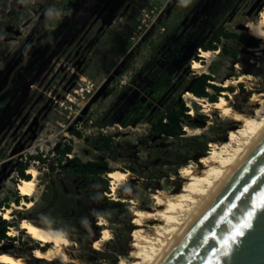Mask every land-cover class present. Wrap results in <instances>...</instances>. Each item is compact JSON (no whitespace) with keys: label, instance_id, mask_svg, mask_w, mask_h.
<instances>
[{"label":"rangeland","instance_id":"1","mask_svg":"<svg viewBox=\"0 0 264 264\" xmlns=\"http://www.w3.org/2000/svg\"><path fill=\"white\" fill-rule=\"evenodd\" d=\"M63 1L0 0V202L15 189L20 196L18 162L41 155L45 162L30 160L29 166L39 172L35 204L14 208L13 217L6 219L11 223L7 232L20 230L27 218L64 230L78 259L74 264H118L130 249L135 206L152 209L160 188L180 189V167L199 165L211 143L226 141L235 125L216 106L205 112L203 102L188 97L192 84L210 73L212 83L229 89L226 80L231 79L234 90L228 91L234 94L225 97L247 110L254 91L237 79L252 75L255 88L264 90V50L223 38L220 47L231 52L203 58L199 45L211 38L216 19L232 0H190L186 5L181 0H80L67 7L56 26L59 15H54ZM234 2L218 26L252 36L247 23L261 16L264 0ZM74 21L87 29L75 39L70 33ZM46 31L50 36H43ZM84 32L85 42L80 40ZM58 33L59 40L52 41ZM196 56L204 68H193ZM208 90L216 94L214 88ZM182 103L190 115L185 134L165 140L153 133L152 124ZM102 138H110V144ZM70 143L73 152L60 161L57 150ZM74 155L84 162L105 160L114 170L133 166L134 179L116 193L110 186L107 193L97 181L87 183L65 168L73 167ZM23 200L21 196L20 204ZM6 208H0V219ZM103 221L112 238L96 250L93 242L101 236ZM7 235L0 252L24 256L29 264H66L37 258L33 249L41 246L24 232Z\"/></svg>","mask_w":264,"mask_h":264},{"label":"bare ground","instance_id":"2","mask_svg":"<svg viewBox=\"0 0 264 264\" xmlns=\"http://www.w3.org/2000/svg\"><path fill=\"white\" fill-rule=\"evenodd\" d=\"M247 27L252 36L261 39L260 46L255 48L260 53L264 50V11L258 19L249 21ZM201 53L203 58H211L213 53L219 54L220 50H202ZM204 67L203 62L194 60L193 68ZM237 80L248 84L254 91L248 101L251 108L247 110H239L232 106L231 99L225 95L233 97L234 92L228 90L214 103L205 102L203 98L188 92V97L203 102L205 112H212L216 106L227 118L232 119L235 125L229 129L226 141L211 143L212 150L200 157L199 165L189 163L180 167L179 174L184 178L180 189L170 192L160 188L154 195L152 209L143 208L136 202L138 206L133 210L135 229L130 239V249L127 257L122 256L118 264H158L264 132V90L255 88L252 75L241 74ZM231 85H235L234 81L227 79L226 86ZM28 174L32 175L31 178L19 182L18 190L22 197L31 199H24L21 204H14L13 208H6L3 213L5 219L13 217L14 208L27 210L34 206L35 201L32 197L38 188L39 172L36 168H29ZM108 176L114 193L134 179V174L130 170L115 169ZM105 224L108 222H100L101 236L93 242V248L96 250H101L104 243L112 238L111 227L104 226ZM19 229H10L9 232L11 235L24 232L43 247L33 249V254L37 258L66 264L78 263V259L69 249L71 241L64 230L46 227L27 218L21 220ZM0 263L29 264L26 257L11 252H0Z\"/></svg>","mask_w":264,"mask_h":264},{"label":"water","instance_id":"3","mask_svg":"<svg viewBox=\"0 0 264 264\" xmlns=\"http://www.w3.org/2000/svg\"><path fill=\"white\" fill-rule=\"evenodd\" d=\"M250 211L252 227L225 246ZM158 264H264V132Z\"/></svg>","mask_w":264,"mask_h":264},{"label":"trees","instance_id":"4","mask_svg":"<svg viewBox=\"0 0 264 264\" xmlns=\"http://www.w3.org/2000/svg\"><path fill=\"white\" fill-rule=\"evenodd\" d=\"M235 0L230 1L224 10L221 11L220 17L216 19L217 26L216 29L213 32V35L211 38L203 42L199 45V47L203 50H220L221 52H231L230 49H228L226 46L220 47V43L222 42L223 38H233L237 40L238 42L245 43L248 47L256 48L259 47L260 39L249 36V35H243L236 32H227L222 27L218 26V24L222 21V16L230 10L233 5L235 4ZM234 2V3H233ZM234 53V52H232ZM235 54V53H234ZM196 60H201V57L196 56ZM212 75L210 73H202L200 74L196 81L192 84L189 91L198 97L202 98H208L212 102H217L219 99L218 97L224 93V91L227 90H234L233 86L228 87L229 89H224V87L216 85L212 83L214 81ZM242 85V83H241ZM243 86V85H242ZM212 87L216 90V94L212 95L208 88ZM189 109L187 106H185L184 103L180 105L177 109H170L166 111L164 114H162L153 124H152V132L156 135H161L163 139L167 140L171 137H180L185 134L184 129V122L185 118L190 117L188 114ZM72 132L81 138L82 132L78 130L77 128H73ZM104 142H106L107 145L110 144L111 139L110 138H102ZM60 161L63 158H67L72 152H73V145L70 143L66 145L64 148H60L57 150ZM205 155V154H204ZM43 160L46 161L45 158H42L41 155H30L29 158H27L25 161L21 160L18 162L17 165V184H19V181L22 180H29L31 178V175L27 173V170L30 168V160ZM70 162L73 163V167L68 168L65 167L67 170L73 172L76 176L81 175L85 182L89 183L92 180L97 181L98 186L105 192H110V178L106 177V175H109L110 172L114 171L113 168L109 167L108 162L105 160H91V161H82L80 157L74 155L72 158H70ZM52 172L56 171L57 166L51 165L50 166ZM130 171L135 172V167L130 166L128 168ZM97 190V189H96ZM95 190V191H96ZM95 191H92L90 194L94 196ZM98 191V190H97ZM97 195V194H96ZM98 196V195H97ZM23 199L28 200V197H22ZM21 201V195L19 196L17 193V189H15L12 192V197H6L3 201L0 202V208L3 207H10V204L13 202L15 204H20ZM0 242L4 240L7 235V230L9 227H11V223L6 219H0Z\"/></svg>","mask_w":264,"mask_h":264},{"label":"flooded vegetation","instance_id":"5","mask_svg":"<svg viewBox=\"0 0 264 264\" xmlns=\"http://www.w3.org/2000/svg\"><path fill=\"white\" fill-rule=\"evenodd\" d=\"M79 1L80 0H65V1H63L62 2V6H61V9H60V7H58V9H59V12H56V14L54 15L55 17H57L58 15H59V17H58V19L55 21L56 23V26H59L60 24H61V21H62V16H64V15H66L68 12H66V9H67V7H68V9H70L71 7H76L77 6V4H79ZM59 4H61V1L59 2ZM69 5V6H68ZM76 15V13H73L72 14V16H75ZM54 17V18H55ZM70 19V22H71V20H72V18L70 17L69 18ZM86 20V19H85ZM41 23H42V26L44 27V28H46V25H45V19H44V17L42 16L41 17ZM73 23V25L72 26H74L73 28H71V30H70V33L72 34V37H74V39H75V37H77V36H79L80 34H82V32L83 31H86L87 29H86V27H79V28H77V24L75 23V21L74 22H72ZM53 27V26H52ZM86 29V30H85ZM47 32V31H46ZM44 33V37L45 36H47V34H48V36H50L49 35V33L47 32V33ZM60 35V33H58V35H56V36H54V37H52V41H56V40H59V36ZM53 36V35H52ZM72 40V41H75V40ZM86 39H87V33L86 32H84L83 33V38H81L80 40L81 41H86ZM43 44H44V42H43Z\"/></svg>","mask_w":264,"mask_h":264},{"label":"snow or ice","instance_id":"6","mask_svg":"<svg viewBox=\"0 0 264 264\" xmlns=\"http://www.w3.org/2000/svg\"><path fill=\"white\" fill-rule=\"evenodd\" d=\"M233 207H235V205H233ZM247 216H248L247 221L244 224H242L240 226H237L234 229L233 233L224 240L223 243H224L225 246H228L229 241H235L237 237L243 236L244 235V231L242 229H244V228H249L250 229L252 227L251 220L254 217V212H252V211L248 212ZM225 254H227V253H225Z\"/></svg>","mask_w":264,"mask_h":264},{"label":"clouds","instance_id":"7","mask_svg":"<svg viewBox=\"0 0 264 264\" xmlns=\"http://www.w3.org/2000/svg\"><path fill=\"white\" fill-rule=\"evenodd\" d=\"M189 2H190V0H181V3H182V4H185V5H186L187 3H189Z\"/></svg>","mask_w":264,"mask_h":264},{"label":"built area","instance_id":"8","mask_svg":"<svg viewBox=\"0 0 264 264\" xmlns=\"http://www.w3.org/2000/svg\"><path fill=\"white\" fill-rule=\"evenodd\" d=\"M7 233H9V232H7Z\"/></svg>","mask_w":264,"mask_h":264}]
</instances>
